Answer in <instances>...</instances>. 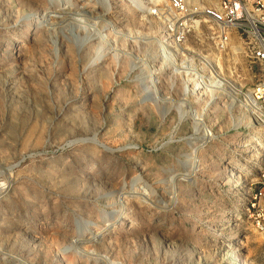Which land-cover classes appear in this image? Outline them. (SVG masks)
<instances>
[{
  "label": "rangeland",
  "instance_id": "obj_1",
  "mask_svg": "<svg viewBox=\"0 0 264 264\" xmlns=\"http://www.w3.org/2000/svg\"><path fill=\"white\" fill-rule=\"evenodd\" d=\"M143 3L0 0V264H264V233L244 212L264 127L229 100L187 105L167 73L139 84L158 74L163 28ZM46 12L60 16L45 26ZM80 13L85 25L68 19ZM187 48L211 47L196 32ZM236 50L226 61L245 72Z\"/></svg>",
  "mask_w": 264,
  "mask_h": 264
},
{
  "label": "built area",
  "instance_id": "obj_2",
  "mask_svg": "<svg viewBox=\"0 0 264 264\" xmlns=\"http://www.w3.org/2000/svg\"><path fill=\"white\" fill-rule=\"evenodd\" d=\"M143 4L145 14L161 21L163 28L152 60L158 74L138 77L139 84L148 78L144 82L157 86L159 73H167L180 80L185 101H203L206 95L215 96L217 103L229 100L252 123L264 127V0H220L204 7L188 0H144ZM196 32L209 43L210 51L187 48ZM231 48L246 60L245 72L226 61ZM225 64L230 65L224 73ZM189 114L202 147L208 146L212 131L197 111L190 109ZM256 162L258 177L247 191L244 212L253 229L264 233V153Z\"/></svg>",
  "mask_w": 264,
  "mask_h": 264
},
{
  "label": "bare ground",
  "instance_id": "obj_3",
  "mask_svg": "<svg viewBox=\"0 0 264 264\" xmlns=\"http://www.w3.org/2000/svg\"><path fill=\"white\" fill-rule=\"evenodd\" d=\"M67 1V0H66ZM97 1H99V2H101V4H102V8L104 9V10H107V9H109V7H111L112 6V4L113 3H115L117 0H97ZM123 1H128L129 3H131V4H136V0H123ZM137 6H140V4L139 5H137ZM61 11V10H60ZM108 13V12H107ZM107 13L106 14H104V15H107ZM68 14V13H67ZM70 15V14H69ZM103 15V16H104ZM60 16V14H57V13H54V12H46V13H42V15H41V18H42V20H43V23L45 24V26H50V25H52L53 23L51 22L52 20H55V19H57L58 17ZM68 16V15H67ZM91 15H89V13H80V14H73V15H71V17H69L68 19L70 20V21H72V22H74V23H76V24H81V25H85L86 23H88V19L89 18H91L90 17ZM96 18V17H95ZM65 20V19H64ZM64 20H63V22H64ZM54 22V21H53ZM52 23V24H51ZM100 38H102V37H100ZM149 39V38H148ZM93 39L92 38H87L84 42H83V44H82V46L81 47H83L84 45H87L90 41H92ZM57 51V50H56ZM104 56H105V47L104 46H102V45H100L98 48H97V50H96V57H95V59L93 60V62H92V65H95V64H99V63H101L102 61H103V59H104ZM152 87H155V86H152ZM147 90H149V89H145V91H147ZM147 93H148V95H150V94H154V96H157L158 95V91L156 90V89H153V92H148L147 91ZM212 96V95H211ZM213 97V96H212ZM186 103H187V105H190L189 104V102H187V101H185ZM200 117V116H199ZM91 141L94 143V144H99L97 141H96V139H91ZM198 141V140H197ZM203 141V139H201V140H199L198 142H202ZM101 147V146H100ZM103 147V146H102ZM105 148V147H104ZM262 153H264V145H260L259 146V149H258V151H257V153L255 154V159L256 160H259L260 159V155L262 154ZM181 179H183V180H185V179H188L189 178V175L188 174H183V175H181V177H180ZM138 182V181H137ZM145 194H146V192H144ZM146 195H148V194H146ZM145 196V195H144ZM87 233H89V225L87 224L86 226H84L83 227V230H81V235L80 236H83V235H86ZM92 235V234H91ZM100 235V232H98V233H94L92 236H91V238L90 239H87V240H85L84 242H82V244H84V243H90V242H93V241H95L97 238H98V236ZM76 244H77V242L76 241H71L70 243H69V245H68V247H67V249L65 250V252H67L71 247H76ZM79 251L80 252H85V253H87V255H92V252H86V251H84V250H82V249H80L79 248ZM110 264H118V263H115V262H111Z\"/></svg>",
  "mask_w": 264,
  "mask_h": 264
},
{
  "label": "water",
  "instance_id": "obj_4",
  "mask_svg": "<svg viewBox=\"0 0 264 264\" xmlns=\"http://www.w3.org/2000/svg\"><path fill=\"white\" fill-rule=\"evenodd\" d=\"M101 148H103V149L107 150V149H106V148H104V147H101Z\"/></svg>",
  "mask_w": 264,
  "mask_h": 264
}]
</instances>
